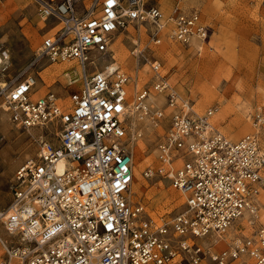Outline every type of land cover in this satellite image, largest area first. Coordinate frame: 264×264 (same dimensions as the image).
I'll use <instances>...</instances> for the list:
<instances>
[{"label":"built area","instance_id":"obj_1","mask_svg":"<svg viewBox=\"0 0 264 264\" xmlns=\"http://www.w3.org/2000/svg\"><path fill=\"white\" fill-rule=\"evenodd\" d=\"M35 2L42 18L57 23L28 68L40 58L73 62L69 82L79 84L67 103L53 91L34 97L33 73L0 92L16 126L41 130L35 156L14 171L0 214L16 238L0 264L13 258L19 264H206V259L264 264V226L253 237L234 236L220 251L203 241L224 232L245 210L255 215L253 196L264 173L259 133L231 139L214 129L213 110L194 112L159 73V62L151 60L156 79L150 90H136L131 107L139 118L149 114L148 95L162 93L169 119L157 144V162L143 176L165 180L185 199L183 211L151 217L143 204L127 197L133 179L125 126L129 77L118 67L90 68L95 55L108 51L113 34L130 24L148 23L154 43L161 34L181 44L207 42L211 27L200 12L174 5L164 13L145 0ZM131 53L141 54L137 44ZM7 57L6 51L0 53V65ZM151 112L152 123H158L162 112ZM263 121L256 115L254 125ZM61 159L68 165L58 172Z\"/></svg>","mask_w":264,"mask_h":264},{"label":"rangeland","instance_id":"obj_2","mask_svg":"<svg viewBox=\"0 0 264 264\" xmlns=\"http://www.w3.org/2000/svg\"><path fill=\"white\" fill-rule=\"evenodd\" d=\"M145 3L159 7L164 13L174 5L187 11L197 10L211 27L209 40L194 48L191 43L181 44L161 34L160 42L154 43L153 29L148 23L130 24L113 34L108 51L97 54L98 60L90 67L91 71H101L106 65L114 64L125 72L129 77L127 101L131 106L138 88H152L156 76L150 61L155 59L160 64L159 73L174 91L189 100L194 112L203 114L213 110L210 123L214 129L231 139L256 130L264 148V121L254 125L256 115L264 118V0H145ZM56 23L39 15L35 0H0V53L6 51L8 55L0 65V92L25 74L33 73L36 96L53 91L62 103L68 102L72 89L79 84L69 82L70 71L75 69L73 62L51 63L40 58L28 68L44 36L53 31ZM134 44L141 50L139 56L131 53ZM152 94L159 95L157 110L162 112L157 127L152 126L151 110L148 120L146 115L139 118L136 113L128 114L126 119L133 172L127 197L130 202L143 204L151 217H171L185 209L183 195L163 179L143 176L144 169L157 162V144L169 119L164 95L156 92L149 95ZM154 100L158 102V98ZM40 131L36 127L16 126L8 112L0 109V214L6 209L15 169L37 152ZM262 206L257 205V215H250L246 225L234 234H230L228 226L218 234V241H214V236L205 240L211 251L225 249L234 236L253 237L264 226V202ZM3 220L0 216L3 241L0 240V262L8 257L6 246L16 244ZM238 224L239 220L231 223ZM205 262L210 264L207 259ZM243 262L241 259L231 264Z\"/></svg>","mask_w":264,"mask_h":264},{"label":"bare ground","instance_id":"obj_3","mask_svg":"<svg viewBox=\"0 0 264 264\" xmlns=\"http://www.w3.org/2000/svg\"><path fill=\"white\" fill-rule=\"evenodd\" d=\"M167 32V30H165V33ZM115 37V36H114ZM191 44L194 46V48H198L199 47V44H200V42H198V41H196V40H192V42H191ZM98 56L97 55H95V59L93 60L94 62H96L97 60H98V58H97ZM105 67H107L108 68V70H114L117 66H114V64H108V65H106ZM35 92H33V96L34 97H37V96H35V94H34ZM153 96H156V94H152V95H149V102L147 101V99H146V102L149 104V108H150V110L151 111H155V109H157L158 108V104H159V102H160V99H159V95L157 96V97H153ZM148 98V97H147ZM158 98V102H156L154 99H157ZM127 99H128V93H127ZM133 105V104H132ZM0 107H2L1 108V110H6L7 111V108H6V106H5V104L3 103V102H1L0 103ZM127 111L129 112V114H131V113H134V110H133V108L130 106V104H129V102H128V108H127ZM148 118H149V114H146V120H148ZM150 119V118H149ZM11 120V119H10ZM159 124L157 123V122H155V123H153V127H157ZM33 128V127H32ZM37 142H39V140H38V138H37ZM67 165H68V163H67V161L65 160V159H61L59 162H58V164H57V170H58V172H60V171H62L63 169H65L66 167H67ZM262 185H264V173H263V175H262V179H261V181H260V183H259V186H261L260 187V191H259V194H256V195H254L253 196V202H255L259 207H263L262 206V204H263V202H264V194H263V196L261 195L263 192H264V186H262ZM260 192H262L261 194H260ZM127 195H128V193H127ZM264 209V208H263ZM254 209H252V211H253ZM262 210V209H261ZM257 214L255 213V215L254 216H256ZM249 218H250V213L248 212V210H245L244 211V213H243V215L240 217V218H238L237 220H239V224H238V226H232V225H230L227 229L230 231V234H234L237 230H239L241 227H243L244 225H246V223L249 221ZM251 221V220H250ZM214 236V241H218L217 240V238L219 237V235L218 234H216V233H211V234H209L208 236H206V237H204L203 238V241H204V244L205 245H207L208 243H206L205 242V240H212V237ZM1 240V239H0ZM1 242L3 243V241L1 240ZM20 243H22V241L20 242ZM13 260L14 261H16V263L15 264H17L18 263V260L17 259H10V263L11 264H14L13 263Z\"/></svg>","mask_w":264,"mask_h":264},{"label":"crops","instance_id":"obj_4","mask_svg":"<svg viewBox=\"0 0 264 264\" xmlns=\"http://www.w3.org/2000/svg\"><path fill=\"white\" fill-rule=\"evenodd\" d=\"M40 95H42V94H39V95H37V96H40ZM36 96V95H35Z\"/></svg>","mask_w":264,"mask_h":264}]
</instances>
